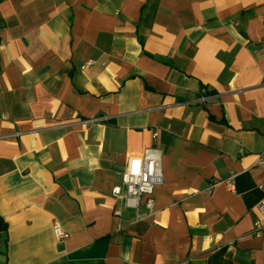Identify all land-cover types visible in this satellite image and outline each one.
<instances>
[{"label":"crops","instance_id":"0c3cea01","mask_svg":"<svg viewBox=\"0 0 264 264\" xmlns=\"http://www.w3.org/2000/svg\"><path fill=\"white\" fill-rule=\"evenodd\" d=\"M263 150L264 0H0V264H264Z\"/></svg>","mask_w":264,"mask_h":264},{"label":"built area","instance_id":"2783aa9c","mask_svg":"<svg viewBox=\"0 0 264 264\" xmlns=\"http://www.w3.org/2000/svg\"><path fill=\"white\" fill-rule=\"evenodd\" d=\"M88 66V64H86ZM157 135L153 131L152 136ZM259 162H264V150L258 156ZM161 150L156 145L146 148L142 156L124 170L119 181L111 189L112 195L120 201L121 205L133 213L134 220H145L154 212V187L162 180ZM229 189H233V177L224 180ZM214 182L205 187V191L211 192ZM257 211L264 213V196L256 204ZM120 215L119 210H115ZM56 243H63L68 237V232L55 225L53 228Z\"/></svg>","mask_w":264,"mask_h":264}]
</instances>
